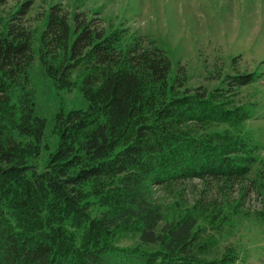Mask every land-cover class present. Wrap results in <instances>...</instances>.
<instances>
[{
  "label": "trees",
  "instance_id": "obj_1",
  "mask_svg": "<svg viewBox=\"0 0 264 264\" xmlns=\"http://www.w3.org/2000/svg\"><path fill=\"white\" fill-rule=\"evenodd\" d=\"M30 2L0 25V264H237L231 247L206 253L210 230L222 232L251 192L263 194L251 176L264 170V154L232 129L250 117L234 89L253 74L214 89L170 83L172 60L153 40L123 45L125 28L56 3L40 59L60 88L81 70L89 103L57 114L58 146L39 163L47 121L31 90ZM193 179L204 182L202 195L169 217L156 191ZM217 182L222 196L236 192L234 203L208 194ZM254 213L264 221V201ZM129 232L140 245L118 242Z\"/></svg>",
  "mask_w": 264,
  "mask_h": 264
},
{
  "label": "rangeland",
  "instance_id": "obj_2",
  "mask_svg": "<svg viewBox=\"0 0 264 264\" xmlns=\"http://www.w3.org/2000/svg\"><path fill=\"white\" fill-rule=\"evenodd\" d=\"M25 1L28 0H0V25L7 24ZM30 1L29 12L23 20L33 30L35 59L29 70L31 90L35 97V113L47 121L39 163L58 146L57 114L61 110L87 108L89 103L81 88V70L73 73L71 86L60 88L47 74L40 59L41 34L48 11L56 3L69 9L78 7L90 14L97 11L108 26L125 28L127 39L123 45L137 36L145 43L153 40L172 60L170 83L184 81L182 87L214 89L228 87V75L252 73L251 82L234 89L235 103L243 104L250 117L235 128L228 125L212 128H232L253 139L260 149L256 151L258 156L264 154V0ZM263 175L264 170L255 167L251 176L263 194L251 192L246 208L234 215L222 232L210 230L208 235L215 239V244L206 256H220L231 247L237 264H264V221L254 213L264 201ZM213 185L209 195L217 193L218 201H225L223 205L235 202V191L234 197L222 196L221 189L216 187L220 183ZM204 186L202 180L193 179L169 190L160 188L154 195L155 201L171 217L193 204L202 195ZM118 242L125 246L140 245V234H123Z\"/></svg>",
  "mask_w": 264,
  "mask_h": 264
}]
</instances>
